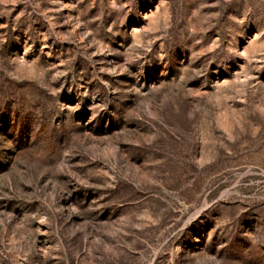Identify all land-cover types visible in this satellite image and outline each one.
<instances>
[{"label": "rangeland", "instance_id": "374dc122", "mask_svg": "<svg viewBox=\"0 0 264 264\" xmlns=\"http://www.w3.org/2000/svg\"><path fill=\"white\" fill-rule=\"evenodd\" d=\"M0 264H264V0H0Z\"/></svg>", "mask_w": 264, "mask_h": 264}]
</instances>
